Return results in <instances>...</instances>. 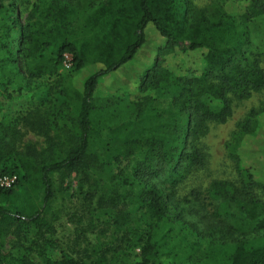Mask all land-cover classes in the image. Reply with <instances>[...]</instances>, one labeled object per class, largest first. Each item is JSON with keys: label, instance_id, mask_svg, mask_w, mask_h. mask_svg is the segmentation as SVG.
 Returning <instances> with one entry per match:
<instances>
[{"label": "trees", "instance_id": "trees-1", "mask_svg": "<svg viewBox=\"0 0 264 264\" xmlns=\"http://www.w3.org/2000/svg\"><path fill=\"white\" fill-rule=\"evenodd\" d=\"M14 1L28 5L24 24ZM248 3L238 15L193 0H0V67L17 74L21 59L28 81L55 78L59 97L72 105L69 131L50 127L51 113L39 108L14 123L0 120V178L15 177L0 186V264H161L151 232L162 223L181 224L203 242L208 264H264V202L255 193L264 192V178L244 150L264 140V109L238 124L226 146L237 184L212 181L204 194L177 195L205 165L199 141L210 125L228 121L234 100L264 90L250 28L256 18L264 24V0ZM155 40L162 44L154 52ZM184 54L196 60L187 63ZM65 55L70 73L95 67L82 91L59 80ZM104 81L128 96L147 86L164 90L168 108L158 115L153 98L99 104ZM19 125L45 139L43 151L21 145ZM130 159V167H114ZM54 178L80 201L78 224L86 221L76 230L86 246L75 243V252L61 248L46 216ZM9 236L25 247L6 250Z\"/></svg>", "mask_w": 264, "mask_h": 264}, {"label": "rangeland", "instance_id": "rangeland-1", "mask_svg": "<svg viewBox=\"0 0 264 264\" xmlns=\"http://www.w3.org/2000/svg\"><path fill=\"white\" fill-rule=\"evenodd\" d=\"M249 0H193L197 8H203L212 3H220L223 8L232 14H241L248 6ZM14 6L17 8V16L20 24H24L29 8L21 6L19 1H14ZM250 28L253 34V48L261 58V67L264 71V24L261 19H254L250 23ZM161 43L160 40L152 42L155 49ZM162 44V43H161ZM187 63L196 60V57L190 55H181ZM17 74L5 66L0 67V120L15 122L16 118L29 109L39 108L41 112H49V126L56 125L58 128L65 127V131H69L72 127L71 104H66L64 99L58 95V81L55 78L43 77L38 81H28L23 70V61L18 60ZM150 63V62H149ZM144 67V66H143ZM70 69H65L62 65L58 73L60 76H65L59 79L61 82L70 84L74 89L82 91L85 79L95 72L94 66H86L78 72L70 73ZM57 81V82H56ZM59 84V83H58ZM110 81H104L100 89L96 92L95 99L99 104H104L105 100H149L157 99L155 105L158 108V115L166 112L169 99L162 96L160 93L164 90H154L152 87H144L142 91L135 95H127L123 89L112 91ZM104 89L105 91H103ZM160 91V93L158 92ZM159 94V95H158ZM170 97V96H169ZM217 104L216 102H213ZM212 104V105H214ZM264 109V90L253 93L247 100L237 101L232 103V115L225 124H211L207 134L200 139L199 148L205 156V165L202 169L194 171L187 180L178 187L177 195L179 198L189 195L190 192L196 191L204 194L210 182L212 181H227L237 184L239 179L235 172L233 161L229 158L227 144L230 142L233 133L237 129V125L246 120L251 112H257ZM118 116V110L115 111ZM126 112L122 113L123 119L127 118ZM162 116H167L164 114ZM260 123L259 128L264 132V112L258 117ZM22 133L20 138L21 145L31 144L38 151H43L46 147L45 139L28 132L24 128L17 127ZM262 133V132H261ZM55 131L50 129L49 136H54ZM107 135L103 133L102 138ZM252 141L246 142L244 150L249 156V163L252 164L258 171L259 176L264 178V140L258 144ZM22 148V147H21ZM133 162L125 160L120 165H114L116 169L121 167H130ZM129 169V168H128ZM67 186V185H66ZM64 185H60V181L54 178V190L56 191V199L51 208L47 211L46 216L53 224L55 229V238L60 243L61 248L67 252H75L79 246H86L82 240H77L76 237L80 233L76 230L86 228V221L78 224L80 219V201L76 199L72 191L67 193L64 191ZM72 189H75V181L72 182ZM261 201L264 202V192L255 190ZM72 196V197H71ZM84 229L81 232L85 231ZM151 241L155 243L156 248L162 252L160 258L161 264H208L203 254V242H197L199 239L194 234L183 228L181 224L165 225L159 224L156 229L151 232ZM96 236L87 232L86 238L90 242L94 241ZM20 241V242H19ZM199 244L200 249L197 248ZM24 248L25 243L17 240L13 236L7 238L4 243V248L12 254L18 252L19 247ZM137 254L138 251H135Z\"/></svg>", "mask_w": 264, "mask_h": 264}, {"label": "built area", "instance_id": "built-area-1", "mask_svg": "<svg viewBox=\"0 0 264 264\" xmlns=\"http://www.w3.org/2000/svg\"><path fill=\"white\" fill-rule=\"evenodd\" d=\"M62 66L65 69H70L71 64H70V58L68 56H64V60L62 63ZM15 182V177H2L0 178V186L1 187H9Z\"/></svg>", "mask_w": 264, "mask_h": 264}]
</instances>
